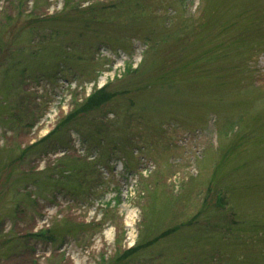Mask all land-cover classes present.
I'll return each instance as SVG.
<instances>
[{"label":"rangeland","instance_id":"1","mask_svg":"<svg viewBox=\"0 0 264 264\" xmlns=\"http://www.w3.org/2000/svg\"><path fill=\"white\" fill-rule=\"evenodd\" d=\"M135 1L0 0V264H264V0Z\"/></svg>","mask_w":264,"mask_h":264},{"label":"trees","instance_id":"2","mask_svg":"<svg viewBox=\"0 0 264 264\" xmlns=\"http://www.w3.org/2000/svg\"><path fill=\"white\" fill-rule=\"evenodd\" d=\"M137 1V2H136ZM135 1V5L139 8L141 6V2L142 1H138L136 0ZM76 6V7H75ZM115 6V4H112V5H100V7L102 9H104V11H106V9H108V7H111L113 8ZM72 8L77 11V12H80L82 10H78V5H74L72 6ZM93 9V10H91ZM96 6H90L88 7V9L86 8L85 10L86 11H89V13H92V14H95L96 15ZM84 10V11H85ZM98 16V15H96ZM96 19V18H95ZM135 70V69H134ZM107 86L108 85H103L102 87L94 90L93 92H91L81 103H77L76 107L71 110L66 116L65 118L58 122L57 124V127L56 128H60L61 126L69 123L72 119H74L76 116H79V115H84V114H87L88 112H93V111H96V110H99L104 104H106L109 100H111L117 93L116 92H113V91H109L107 90ZM55 132V131H53ZM53 132H50L48 133L47 135H45L39 142H44L45 140H47L52 134ZM36 145V144H35ZM220 197V196H219ZM219 198H217L216 200H218ZM220 201V199H219ZM218 201V202H219ZM224 202V201H223ZM221 203V202H220ZM220 203H218V205H221ZM224 205V204H223ZM222 205V206H223ZM226 206H224V209H225ZM216 209H219L215 206ZM227 210V209H226ZM165 234L164 233H161V235ZM148 243H151V242H148ZM137 247V246H136ZM136 247H131L130 249H127L125 252H124V255H122L123 258L127 257L130 253L134 252L135 251V248Z\"/></svg>","mask_w":264,"mask_h":264}]
</instances>
